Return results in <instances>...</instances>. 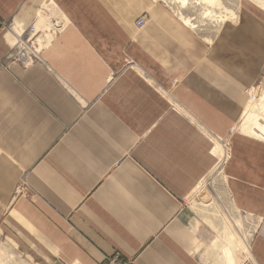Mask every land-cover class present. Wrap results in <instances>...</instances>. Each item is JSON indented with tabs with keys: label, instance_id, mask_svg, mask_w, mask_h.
I'll return each mask as SVG.
<instances>
[{
	"label": "crops",
	"instance_id": "crops-1",
	"mask_svg": "<svg viewBox=\"0 0 264 264\" xmlns=\"http://www.w3.org/2000/svg\"><path fill=\"white\" fill-rule=\"evenodd\" d=\"M50 1L0 0V238L28 264H264V141L235 133L225 167L236 210L263 217L246 253L187 217L260 77L264 25L207 46L152 0H53L70 26L10 61Z\"/></svg>",
	"mask_w": 264,
	"mask_h": 264
},
{
	"label": "rangeland",
	"instance_id": "rangeland-1",
	"mask_svg": "<svg viewBox=\"0 0 264 264\" xmlns=\"http://www.w3.org/2000/svg\"><path fill=\"white\" fill-rule=\"evenodd\" d=\"M162 6L177 21L199 34L207 46L217 42L219 33L228 25H241L245 20L259 21L264 25V0H152ZM38 16L44 21L39 28L41 33H60L70 26L65 14L59 10L53 0L42 5ZM145 21L143 27L138 22ZM150 21L146 14L135 22L137 31H142ZM217 39V40H216ZM132 62V61H131ZM117 77V75H116ZM258 89L260 94H257ZM248 101L237 126L227 137L215 138L214 150L220 151L217 166L198 185V190L187 199L190 210L187 212L188 220L196 225L207 226V237L217 241L229 237L239 242L238 250L246 253V244L257 234L263 217L241 213L236 210L235 201L230 193V187L225 167L232 158V136L241 132L264 141V67L260 77L246 91ZM262 123V124H261ZM260 124L262 127H260ZM260 130L263 135L258 134ZM220 163V164H219ZM219 164V165H218ZM206 192L207 198L200 200V193ZM206 207V208H204ZM231 248V246L229 245ZM235 250V249H234ZM238 251V252H241ZM14 255L16 260L10 262L0 261V264H28L24 258L18 257L19 252L9 241L0 238V254Z\"/></svg>",
	"mask_w": 264,
	"mask_h": 264
},
{
	"label": "built area",
	"instance_id": "built-area-1",
	"mask_svg": "<svg viewBox=\"0 0 264 264\" xmlns=\"http://www.w3.org/2000/svg\"><path fill=\"white\" fill-rule=\"evenodd\" d=\"M145 21L141 19L138 27H143ZM38 23L32 24L21 37L12 52L8 55L10 61L20 63L24 67H28L37 61H40V51L36 43L38 35L41 33ZM102 264H133L131 261L120 259L119 257L106 258Z\"/></svg>",
	"mask_w": 264,
	"mask_h": 264
},
{
	"label": "water",
	"instance_id": "water-1",
	"mask_svg": "<svg viewBox=\"0 0 264 264\" xmlns=\"http://www.w3.org/2000/svg\"><path fill=\"white\" fill-rule=\"evenodd\" d=\"M257 94H260L259 89H258ZM198 198H199L200 200H204L205 198H207V193H206V192H202V193H200V195L198 196ZM205 200H206V199H205Z\"/></svg>",
	"mask_w": 264,
	"mask_h": 264
},
{
	"label": "bare ground",
	"instance_id": "bare-ground-1",
	"mask_svg": "<svg viewBox=\"0 0 264 264\" xmlns=\"http://www.w3.org/2000/svg\"><path fill=\"white\" fill-rule=\"evenodd\" d=\"M261 124H262V123H261ZM261 124H260V127H262ZM257 133L263 135V133H262L260 130H258ZM219 164H220V163H219ZM219 164H218V165H219ZM197 190H198V189H197Z\"/></svg>",
	"mask_w": 264,
	"mask_h": 264
}]
</instances>
